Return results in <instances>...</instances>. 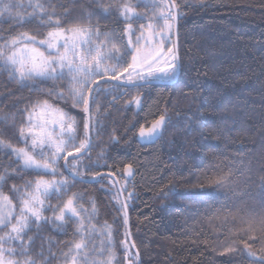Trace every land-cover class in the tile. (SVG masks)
<instances>
[{"label": "trees", "instance_id": "16d2710c", "mask_svg": "<svg viewBox=\"0 0 264 264\" xmlns=\"http://www.w3.org/2000/svg\"><path fill=\"white\" fill-rule=\"evenodd\" d=\"M17 2L23 6L13 12L24 20L0 15V44L19 40L25 33L37 41L45 39L59 20L58 27L64 29L99 26L101 35L123 52L127 37H120L127 24L138 35L140 25L150 22L149 8L142 2L134 8L142 18L124 20L116 5L125 0H40L49 12L57 13L51 24L42 22L48 17L35 14L29 0ZM159 2V9L170 6L168 0ZM175 4L183 13L178 21L182 69L177 81L144 87L103 84L102 88L111 91L98 92L90 105L98 132L90 128L88 151L68 164L78 163L83 177L107 172L118 178L141 264H252L246 246L257 256L264 253V231L249 223L253 215L258 219L264 213L260 187L264 177V0H175ZM130 57L131 53L124 64ZM9 73L0 62V140L29 148V141L20 138V128L28 113L44 101L75 119L78 136L85 139L86 114L83 105L73 106L69 77L22 83ZM54 85L66 99L46 94ZM166 111L171 117L170 140L136 138L141 126L148 127ZM63 160L58 169L71 183L68 191H61L52 201L61 207L72 198L84 223L98 230L90 236L85 233L89 243L85 251H91L93 245L99 250L101 241H107L100 234L107 224L112 229V243L105 244L98 258L109 259L111 251L115 253L111 264H136L114 181L109 177L94 183L76 181L66 173ZM128 165L133 172L125 186L123 174ZM0 175L6 176L0 192L17 202L20 188L58 174L22 170L11 150L0 148ZM225 176L228 181L217 187L215 181ZM79 223L80 219H72L63 230L51 222L42 223L33 234L31 256H27L34 259L42 251L38 259L44 264H67L71 256L65 260L64 254L82 239L76 234ZM6 230L0 226V235ZM124 245H128L127 251ZM94 257L95 253L89 259Z\"/></svg>", "mask_w": 264, "mask_h": 264}, {"label": "snow or ice", "instance_id": "6c2138e0", "mask_svg": "<svg viewBox=\"0 0 264 264\" xmlns=\"http://www.w3.org/2000/svg\"><path fill=\"white\" fill-rule=\"evenodd\" d=\"M23 5L18 3L17 0H0V15L7 14L18 22H22L24 17L19 12H13L14 8L22 7ZM29 6L34 10L35 14L40 16H47V21L43 23L51 24L52 17L57 15L55 10L49 12L44 3L40 0H29ZM117 9L120 11V16L124 20L131 18H142L135 12L134 8L129 6L127 2L122 5L117 4ZM167 11L160 13V17L164 20L163 26L157 32L156 27L152 24H148L149 32L146 34L143 31V25L141 26L140 35H136V30L132 24H127L120 37L124 40V51L115 56L117 65L125 62V57L131 53V63L127 64V67L123 71H118L117 66L105 65L102 63L106 56L99 51L100 45L96 44L92 37L95 36L98 40L101 32L99 26L94 31L90 27H73L64 29L58 27L59 20L55 23L57 28L47 33L45 39L37 41L35 37H29L27 34H21L19 40L12 39L10 42L6 41L0 44V62L2 66L11 69L10 76L16 73L19 74V80L23 83L26 80L39 78L42 80H58L65 76V69L69 75V79L73 85L69 89V94L74 99V107L77 105H83V112L88 114L90 112V102H95V95L100 91H111V89L102 88L103 84H109L117 81H124L122 86L132 87H144L145 84L151 83L153 80H175L182 69V64L179 58L178 48L173 45L172 33L175 27V22L178 17L183 13L176 12L174 9L178 7L175 5V0L171 6L164 5ZM105 12L108 9H104ZM154 37H159V40H155ZM146 40L149 44L153 45L152 54L150 57L141 56V48L138 46L141 40ZM30 42L33 45H40L47 49V54L41 51L39 47H28V43L24 44L23 48H17V44L21 42ZM103 43V42H101ZM170 45V46H167ZM81 45H86L84 52L81 51ZM63 49V51H61ZM111 51V50H110ZM93 52L96 55H91ZM116 52H120L119 49ZM71 53V57L69 56ZM91 56L92 63H87L88 57ZM162 62L167 65L166 68H160L158 64ZM130 70L136 72L135 79L133 78ZM128 73L127 76L124 74ZM109 74H111L109 76ZM98 77L99 80L93 79ZM121 86V85H118ZM88 92V95L85 92ZM49 97L55 95L58 99H66L65 94L62 91H58L53 86V89L46 93ZM124 94V93H121ZM135 103L141 104L140 98H136ZM41 113L47 110L59 112V110L51 109V106L47 101L38 104ZM39 113L35 112V109L28 113L26 123L29 125L27 128H20V138L28 143L30 139L29 148H16L11 144L0 140V148L10 149L15 159L21 162V169L42 170L45 172L51 171L53 175L58 173V160L63 158L66 162L69 156H72V152H68L71 147L77 154H83L91 146L89 138V128L91 122V128L96 129L97 123L92 116H87L84 122V141H81L77 147L75 144L74 125L69 124L67 128L64 127V121L71 119L67 113L59 112V120L47 121L42 118L36 119ZM167 118L165 115H161L155 120L151 127L145 133V129L141 126L140 137L147 139L149 142L162 137L163 131L167 126ZM52 124H59V132L51 127ZM64 135H67V139H62ZM115 139V138H114ZM67 153V155H65ZM39 157V158H37ZM66 167L73 168L74 166L67 164ZM128 176L132 175V166L126 167ZM62 175V173H61ZM99 175V174H97ZM74 177L83 179L82 174L74 172ZM96 179V177H92ZM6 180L5 175H0V187H3V182ZM228 181V177H223L215 181L217 187L223 186ZM64 180L60 181H43L38 180L35 183V191L47 196L50 192L57 191V185H66ZM261 190L264 191V177L260 180ZM17 191L15 187L12 189ZM29 199L22 200L23 207L20 209V215L16 217V223H12L13 205L8 196L0 192V226L9 227L10 231L5 236H0V264H37L34 259L28 258L21 260L7 259V255H16V249L5 248L3 245L6 242L17 241L20 245V253L27 252L32 238L29 237L26 243L23 240V236L26 231L29 230V216L33 218L34 223L37 225L43 223L47 224L51 222L56 225L58 229L63 230L68 221L72 219H80L76 234L80 235L82 239L75 242L69 249L68 253H65V260L71 256V264H78V261H83V264H111V258L115 256L114 252H109V259H99L105 251V244L111 245L112 243V229L109 225L105 224L101 231L102 236H107V241L102 240L99 250L93 245L91 251H85L88 249L89 243L85 233L90 236L96 233L98 230L94 225L85 224L84 220L80 218V212L74 207L72 198H69L63 207L59 206H45L44 201L39 199L38 195L28 194ZM132 194L130 193L129 196ZM122 208H126V204L121 205ZM7 208L8 211H3ZM46 208H51L52 217H45L42 215V211ZM57 211L59 214H56ZM83 211V209H81ZM93 208V214L95 213ZM124 223L127 224V215L125 213ZM250 227L252 223H255L261 231H264V213H262L257 219L256 216H252L249 221ZM127 235V233H126ZM125 251H127L128 245H124ZM248 255L253 258L252 264H264V253L257 256V253L251 249L250 246H246ZM75 253L76 255H72ZM95 253V257L89 259Z\"/></svg>", "mask_w": 264, "mask_h": 264}, {"label": "rangeland", "instance_id": "374dc122", "mask_svg": "<svg viewBox=\"0 0 264 264\" xmlns=\"http://www.w3.org/2000/svg\"><path fill=\"white\" fill-rule=\"evenodd\" d=\"M125 2H127L129 4V6H131L133 8H135L137 6V3L138 2H142L143 4H145V6H147L149 8V10L147 11L148 14H149V18H150V22L149 23H152L156 27V31L158 32L160 30V28L163 26L164 20L160 17V13L165 12L166 11V8L163 7L161 9H159V3H160L159 0H125ZM149 23L143 25V31L146 34L149 32V29H148V24ZM140 26H142V25H140ZM77 27H90L94 31L97 28V27L91 26V25H84V26H77ZM140 31H141V28H140ZM140 31H139L138 35H140ZM154 39L155 40H159V37H154ZM92 40L96 44H99L100 45L99 51L106 56V59L102 62L105 65L117 66L118 71H121L122 72L123 69L125 67H127V64L128 63H131V57H130L129 58V62L127 64L121 63V64L117 65V60L115 59V56L116 55H119L122 52L121 51L120 52H116V50L117 49L120 50V48L114 43L113 40H109V38L107 36L100 35V37H99L98 40L96 39L95 36H93L92 37ZM101 42H103V43H101ZM26 43H28V47H30V48L31 47H38L36 45L31 44L30 42H26ZM24 44L25 43H21V44L17 45L16 47L17 48H23L24 47ZM138 46L142 50L141 51V56L142 57H146V58L147 57H150V54H152V48H153V45L152 44H149L146 40H143L142 39L141 42H140V44ZM167 46H170V45H167L166 44V47ZM86 47H87L86 45H81V51L84 52V49ZM40 50L43 51L42 49H40ZM61 51H63V49H61ZM45 54H47V51L45 52ZM71 55L72 54L69 53V56L70 57H71ZM91 55H96V53L93 52ZM87 63H92L91 56L88 57ZM158 66L160 68H162V69L167 67V65L164 64V63H162V62H160L158 64ZM8 70L11 71V69H8ZM130 72H131L133 78L135 79L136 72L135 71H132V70H130ZM14 75L19 79V74L18 73L14 74ZM69 75L70 74H68L67 73V70L65 69V76L64 77H69ZM109 75H111V74H109ZM124 75L127 76L128 73H125ZM97 78L98 77H93V79H97ZM72 86H78V85H73L72 84L71 87ZM50 106H51V109L59 110L58 108H56V107H54L52 105H50ZM35 112L36 113H39V116L35 117L36 119L42 118L43 120L53 121V120H59V112H62V111L59 110V112H56V111H52V110H47V111H44V112L41 113L40 108L37 107L35 109ZM96 115H97V109H96ZM164 115L166 116L168 123H167L166 128L163 131L162 138H165L166 139L165 141H168V140H170V135H172L171 127H168V125H169V123L171 121V117H170V113L168 111H166L164 113ZM73 121H75V125H74V129H75L74 130L75 144L78 147L79 144H80V142L81 141H84V140H83V138H80L78 136V124H77V121L71 117V119H66L63 123H64V127L66 129L69 124H72L73 123ZM151 125L152 124H150L148 127L144 128L146 134H147V130L151 127ZM28 126L29 125L26 123L25 126H24V128H27ZM51 127L54 128L57 132H59V130H60L59 129V124H52ZM97 132H98V124H97V127L95 129V133H97ZM139 134H140V130L136 134V138L137 139H139L140 141H148L147 139L141 138ZM67 138H68L67 135H64L62 137V139H67ZM29 145H30V139H29ZM26 148H28V147H26ZM29 150L31 151L30 147H29ZM71 151H74V149L70 147L68 149V152H71ZM65 154H67V153H65ZM37 158H39V157H37ZM59 161H60V159L58 160V165H59ZM73 170L75 172H78V173H84L83 172V168L78 163L74 165ZM132 172H133V169H132ZM57 174H58L57 177H53V178L51 177V178L35 179V181L27 184V186H24L23 188H20V190H18V194H17L18 195L17 196V199H18L17 202L18 203L16 202V200H12L11 201L12 205L14 206L13 209H12V214H13L12 223L13 224L16 223V217H18L20 215V209L23 207L22 200L29 199V195L28 194L38 195L39 196V199L44 201L45 206H47V205H51V206H54V207L57 206V205H55L53 203L52 197L55 196V198H54V200H55L57 197L60 196L59 193L61 191H64V192L68 191V188H69L70 183H71L68 178H66L65 176H62L60 174V170L59 169H58V173ZM123 176H124V178H123V184L126 186V184L128 183V181H129V179H130L131 176H128L127 175L126 170L124 171ZM38 180H43V181H48V182H52L54 180L55 181L64 180V181L67 182V184L66 185H63V186L62 185H57V191L50 192L47 196H45L44 194L37 193L35 191V183ZM129 194H128V197H129ZM68 199H66V201L61 205V207H63V205L67 202ZM9 200H10V198H9ZM73 202H74V200H73ZM74 207H76L75 202H74ZM3 211H8V209L7 208H4ZM56 214H59V212L57 211ZM42 215L45 216V217H52L53 212H52L51 208H46L45 210L42 211ZM80 217H81V214H80ZM29 221H30V223H29V230H27L26 231V234L23 236V240L26 243L28 242L29 237L32 238V242L30 243L27 252L24 253V254H21L20 253V245H19V243L17 241L6 242V243H4L3 246L5 248H13V249H16V253H17L14 256L7 255L6 254V258L7 259H15V260H21V261H23L24 259L30 258L27 255L31 256L30 255L31 254V244L34 241L33 234H35L39 230V227L42 225V223L39 224V225H37L36 223L32 222L33 221V218L31 216H29ZM55 228H57V227H55ZM9 231H10V225H9V227H7V230L4 233H2L0 236H5ZM42 253H43L42 251H39L38 253H36V257L34 259L36 260L37 264H44V262H45L44 260H39L38 259V256L39 255H42ZM67 264H71V259L69 260V262Z\"/></svg>", "mask_w": 264, "mask_h": 264}, {"label": "water", "instance_id": "95a60500", "mask_svg": "<svg viewBox=\"0 0 264 264\" xmlns=\"http://www.w3.org/2000/svg\"><path fill=\"white\" fill-rule=\"evenodd\" d=\"M168 2L170 4V6L173 4V0H168ZM174 10L176 12H178L177 7ZM178 21H179V17H178L177 21L175 22V27L173 29V46H176L177 48H178ZM177 78H178V76H177ZM177 78L175 80H153L151 83H148V84H145V85H149V84H167V85H171V84H174L177 81ZM112 83L123 85L124 81L121 80V81L112 82ZM125 87H132V86H125ZM90 105H91V102H90ZM89 115H90V112L88 114H86V117L89 116ZM90 128H91V126H90ZM90 128H89L88 135H89L90 142H91ZM88 149H87V151H88ZM86 152H83V154L73 153L72 156L68 157L67 162L65 160H63V166H64V169H65L66 173L72 179H74L76 181H80V182H85V183L99 182L102 179V177L111 178L114 181L115 185H116V188H117V191H118L119 196L121 198L122 204H126V200H125V197H124V194H123V190H122L120 181L118 180V178L114 174L107 173V172H102V173H100L97 176H93V177H96V179H94V180L92 179V177H83V179H80L78 177H74V173L69 169V167L65 166L66 163L68 164L69 160L77 159V158L81 157L82 155H84ZM123 209H124V214L126 213V215H127L126 232H127V238H128V241H129V245H130V248H131V250H132V252H133V254L135 256L136 264H141L139 252H138V250H137V248L135 246V243H134V241L132 239V236H131L128 209H127V207L123 208Z\"/></svg>", "mask_w": 264, "mask_h": 264}]
</instances>
